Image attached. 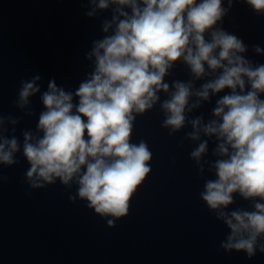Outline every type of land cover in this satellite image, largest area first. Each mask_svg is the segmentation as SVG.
Returning <instances> with one entry per match:
<instances>
[{
    "label": "clouds",
    "instance_id": "1",
    "mask_svg": "<svg viewBox=\"0 0 264 264\" xmlns=\"http://www.w3.org/2000/svg\"><path fill=\"white\" fill-rule=\"evenodd\" d=\"M241 2L264 16V0H87L89 18L111 12L85 53L92 70L74 91L55 79L41 91L39 74L21 80L15 107L35 115L31 98L40 94L43 110L35 131H22V144L15 135L22 117L0 114V166L16 165L22 152L29 190L75 184L69 201H86L115 227L152 171L153 153L145 140L133 142V132L137 117L158 105L161 127L169 136L190 128V159L201 177H215L199 195L229 230L220 247L249 259L264 254V63L248 58L249 46L223 27ZM251 47L264 56L259 44ZM178 63L188 79L166 81ZM213 97L209 118L192 115ZM210 140L212 160L205 159ZM236 195L248 209L228 210Z\"/></svg>",
    "mask_w": 264,
    "mask_h": 264
}]
</instances>
